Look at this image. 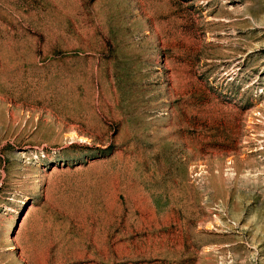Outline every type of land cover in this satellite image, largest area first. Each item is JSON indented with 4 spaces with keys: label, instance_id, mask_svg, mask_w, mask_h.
I'll list each match as a JSON object with an SVG mask.
<instances>
[{
    "label": "rangeland",
    "instance_id": "rangeland-1",
    "mask_svg": "<svg viewBox=\"0 0 264 264\" xmlns=\"http://www.w3.org/2000/svg\"><path fill=\"white\" fill-rule=\"evenodd\" d=\"M0 264H264V0H0Z\"/></svg>",
    "mask_w": 264,
    "mask_h": 264
},
{
    "label": "trees",
    "instance_id": "trees-1",
    "mask_svg": "<svg viewBox=\"0 0 264 264\" xmlns=\"http://www.w3.org/2000/svg\"><path fill=\"white\" fill-rule=\"evenodd\" d=\"M105 152H106V151H103V150H102V151H100V153H105Z\"/></svg>",
    "mask_w": 264,
    "mask_h": 264
}]
</instances>
